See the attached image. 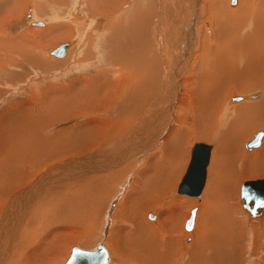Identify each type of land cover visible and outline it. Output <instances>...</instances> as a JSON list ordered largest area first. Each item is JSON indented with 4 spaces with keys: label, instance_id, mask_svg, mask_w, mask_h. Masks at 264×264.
Segmentation results:
<instances>
[{
    "label": "rangeland",
    "instance_id": "rangeland-1",
    "mask_svg": "<svg viewBox=\"0 0 264 264\" xmlns=\"http://www.w3.org/2000/svg\"><path fill=\"white\" fill-rule=\"evenodd\" d=\"M126 1H128V5L123 3L118 7L115 0L99 1V4H105L106 6H108V9L109 7L114 9V16L111 15L112 13H109L110 15L108 14V16H110L109 24H113L117 19L122 18V16H119L120 14H126L125 16H123V18L125 17L124 19L116 23V25L120 26L114 27L113 31L116 34L114 36L111 35L110 39H113V41L117 42V48H119V50H123L125 60L122 62V64L126 66L128 61V68L133 69L138 66H140V70L147 68L150 66V61L152 59L151 57L153 53L158 54L157 59L160 62V67L157 73L158 77L154 79V81H150L149 88H147L148 82L146 83V87L144 86L145 80L138 83L139 79L132 76L129 85L128 80L125 83L123 82L125 88H127L125 96L120 98V96L118 95L119 90H115V94L113 99L111 100V103L106 104L107 102L105 101H107V99L106 97L102 98L103 95L110 96L114 93L115 77L111 73L108 76L105 88H101L100 90L99 88L101 86L97 83V88L94 89L92 109L78 104L79 101L76 102V100L73 99L74 103H67L71 106L73 105L72 109L74 110L72 113L64 112L65 114L60 116L57 120L53 119L54 117H56L55 114H52L49 117L45 116L46 118L43 116L42 123L49 119H52L53 122H47L48 124L42 127H40L39 122H36L34 124L31 123L29 121V117L34 118L40 110L44 109V107L45 109L48 108V106L50 105L49 101L53 100L54 102L55 98L59 100L60 98L58 97H62L61 94H65L68 90L74 87L75 78L81 77L82 74L86 72L83 69L86 68V65L89 64L90 57L91 60H95V68L99 64V60L96 59L97 54H101L100 57L102 61H106L108 52L107 55H105L106 52L103 51V48H105L106 46L107 49V32L101 34L99 36L100 38L98 39L100 40V43H96L97 40L95 38V35L93 34L94 30H89L90 26H92L93 24H91L90 21L86 22V20H83L81 18L85 15L86 19L92 18V16H89V13L92 11L96 12V10H91L93 8V5L89 2L90 4L88 3L87 8L88 11H86L84 9L85 3L83 1L76 2V0H74L75 3L73 5L72 0H63L62 5H53L54 2H49V0L47 1L48 4L44 3L45 0H22L20 20L13 22L12 16L9 20L10 23H8L7 26L3 25L2 27H0V37L4 35L6 37H9L12 36L13 33L23 32V30L28 27L29 22L34 21L32 10L27 13V8L30 6H34L36 2L42 3L43 10H40V13L37 15L38 17H42L43 13H47L44 17V19L46 20V28L57 25L59 23H73L72 25H67L69 26L68 29L70 34L67 36H62L61 40L62 42L70 41V45L73 47L72 50L75 52L71 56V58H68L66 61H64L66 65L63 64V66H65L61 68L62 70H58L62 71L58 74V76L57 74H55V70L58 68L60 69V67L54 65L58 62L52 60L51 56H48L47 60L54 64H49V69H44L43 71L34 70L33 72H27L26 70L25 72L15 71L10 73H4L6 71V63L3 60L4 58H7L12 61L13 57L8 58L9 56L7 55L4 57V54L0 56V130L2 129L6 131L7 129L10 133L9 146L3 152L9 150L15 138L21 137L25 132L32 131L33 127H40L42 129L43 136L47 137V143L44 142L43 139L38 138V140L29 145L33 146L32 152L41 151L45 149V147H47V150L52 151L51 153L39 159L38 164L35 163L33 167H31L30 165L27 166L26 163L23 162L18 163L23 168L24 174L21 176V179H17L16 181H14V183H10L8 187V189L10 190L9 194L3 195L6 196V201L3 199L0 201V204H2L0 205V215L4 213L2 212V210L7 206V201H12L13 198H19L17 199L20 200V203L17 205V210L21 211L22 200H25L26 205L29 208V212L26 213L27 215L23 218V220H20V218L16 219V217H18L17 215H14V218L10 219L14 222L15 225L18 226L20 230V234L18 233L19 238L21 236L22 230L30 233L33 230V225H45L46 223L51 225V227H47L42 230L38 229L36 233H33L35 232L33 231L31 234L35 235L39 233L38 238H43L48 235V237H51L54 236L56 232L57 236L59 234V236H61L62 234H68V241L65 244H57L58 248H60L58 254L59 256H61H58V260L56 259V262H58V264L59 262L60 264H65L67 258L70 255V252L74 247L92 249L98 242L102 243L107 249L108 262L106 264H134L132 259L136 254L139 259L143 260L144 262L149 261L152 264H163L166 255L169 256V259L167 261H170L172 255H174V264H184L187 262H189L190 264H264V254L263 250H261L263 240H261L260 237H256L255 233H257V231L255 230L254 226L250 227L248 225V223L250 224L252 221H249L247 219L246 213L239 204L240 200L238 194L240 185L243 181L264 177V169L261 172L257 171L258 162L260 161V159L255 160V158L247 157L248 153H253L260 148L261 143L264 142V137H262V140L259 144L260 146L258 145L257 147L253 148L255 150H245V148L243 147L244 143L252 138V135L255 131L264 130V127H252L250 130H246L248 132H242L244 134H240V142L237 141V138H235V136H232V139H226L221 133L218 136H214L213 132H209V124L214 123V121H212V115H214V111H212V109L207 115V123L210 119V116L211 120L209 124L205 126L209 130L205 133L206 135H201L197 131L198 128L195 129V127L192 125L194 128L192 127L190 133H188L186 137H183L185 138V142L183 144L184 146L182 145V150L183 153L185 152L186 154H183L184 161H188V158L190 157L189 148L196 142L205 141L206 143H210L213 147V152L211 153L212 157L208 165L207 176L204 182L205 184L199 194V197L187 196L178 193V186L180 184L181 178L184 175V170L179 177H176L174 186H170L167 191L162 192V190L164 189V186L161 185V183L164 182V176L161 175L162 171L160 172V175L157 170L153 172V178L155 177V179L158 180V183L157 185L148 186L146 182L149 181V178L145 177V171L140 172L141 165H135V160H141V158L149 155L166 157L173 154V156H177L176 154L179 152H177V150L175 149L176 146L174 147L170 143L171 141L176 143L177 140L179 141L178 138H174V140H167V131L154 128V130L150 132L149 126H146L143 123V138H140L136 133L133 134V136L129 135L124 127L119 126L121 128L119 130L116 128H112L114 124H120L122 120L124 121L123 115L126 113V110L129 109L130 105H135V103L141 105L145 100V106L143 109H145L146 111L150 109L147 107L153 105V103L162 98L163 93L165 97V84L168 79V74L165 71L163 59L166 58L165 53L167 52L168 47L166 49L161 48L162 42L164 43L166 40H164L159 30L160 28L161 31L162 29L164 30L162 22L163 25H166L165 23H167L168 21L164 20L165 17L167 19H170L171 15L172 17H175V15L172 14L171 5H175V3L179 4L181 0H163L164 4L162 3V0ZM10 2L11 0H0V8L2 6L5 8ZM18 2L19 0H16V3ZM238 2L239 0H235V3L231 4V1L228 0V7L235 8L236 5H238ZM256 2L259 5V0H253L251 4L253 11L254 8L257 9L261 7L257 6ZM209 4V0H198L197 7L199 8V10L198 13H196L195 18L197 19L196 24L198 27L196 28H198V34L200 32H204L205 36L208 37L209 40H211V43L213 41L215 32L214 23H216V19L214 20V15L216 14V12L213 10L212 14L209 13ZM131 7L132 9H129ZM201 8L203 9V11H205V13H202L203 15L201 14ZM217 8L219 7L216 5L215 9ZM109 11L111 12V10L107 9L101 10L99 12V16H102L103 12L105 15ZM23 12L27 13V15L22 18ZM53 12L58 15V19L55 22H52ZM143 12L145 13V15H143V19L141 20L139 16L140 13ZM94 16L97 17L98 15ZM49 17L51 18L49 19ZM75 19H77V21ZM262 20L264 21V19ZM4 21L6 20H3L0 23L3 24ZM211 23L214 24V27ZM145 24L148 25L146 26ZM28 29H30V27ZM34 29L36 30L37 28ZM79 38L81 40L78 41ZM61 40L59 39L53 45L48 47L46 52L48 53L49 51L54 49V47L58 45L55 44L57 42H61ZM195 42L196 41H194L193 43L195 44ZM76 43L79 44L77 51ZM257 44L260 45L262 47L261 50L264 51V40L257 42ZM196 45L198 46V44ZM197 46H195V50H192L190 54L189 66L182 71V79H184L185 77L188 78V76L193 77L194 75L193 73L196 66ZM69 51L70 50L68 49L67 52L69 53ZM113 54H115L114 51ZM147 54V57H142ZM89 55L91 56L89 57ZM15 56L20 60L25 59L20 54H15ZM263 58L257 60V69H254L253 72L249 73V77L252 79L248 80L249 82H251L250 85L247 84L243 87L234 86L232 84L220 85L218 89V100L220 103H217V108L221 113L224 112L225 114H228L227 117H229L231 116L229 111L231 107L237 105L239 106L242 103L259 102V100H262L264 98ZM21 64V61L19 63H15V69H22ZM99 67H104V65H99L96 69L91 68L88 71L89 75H95ZM3 74L6 75L5 79H7V83L1 81V79L3 78ZM44 74L46 76H43ZM32 77L35 80H32ZM111 80H114V82L110 83ZM260 81L262 82L261 85L259 83ZM254 83H257L259 86L255 85ZM188 86H190V83L187 82V84L182 87V91L185 90ZM143 87H145L147 90L142 91ZM188 89H190V87H188ZM203 90L204 89H201L200 91ZM147 91H150L149 94H151V97H149V95L148 97L145 96L147 95ZM255 92L259 93V97L257 96L253 99L245 98L243 100L236 101H231L230 99L233 95L247 96L248 94ZM74 94L75 93L72 94V97H75ZM179 95L181 96L180 93L178 94V96ZM9 100H15L12 102V107H14L15 111L10 112L9 116L1 115L2 108L6 107V103ZM44 100L48 101L46 102V105L43 104ZM66 100H69V98H66ZM221 101L224 103V107ZM55 102L57 103L59 101ZM132 108L133 107H131V109ZM177 108L178 111L176 112V120L175 122H173L170 131V135L172 138L177 135L178 130L185 129V124L189 125V123L192 124L194 122V106L192 102H189V104H186L184 106L181 105ZM180 109H182L183 111H181ZM58 110L57 112H60ZM152 110L153 109H150V111ZM172 110L173 114L174 107ZM213 110L215 109L213 108ZM8 112L9 111L7 109L2 113ZM118 114H120V116H118ZM183 115H185L184 118ZM219 116L220 115L215 116V119L217 121ZM137 117L132 118L136 119ZM91 119H93L92 123H90L89 125L86 124V122ZM117 120H120V122H118ZM20 121H23V126L22 130L17 133L15 125H17ZM124 122L122 123V125L124 124ZM131 123L133 122L130 121V124ZM203 123L206 124V122ZM227 124L224 125L222 129L226 128ZM79 126L85 127L79 128ZM131 128L134 129L135 126L129 127L128 130ZM91 129L94 131L92 133L86 134V132L90 131ZM201 130H204V128H202ZM2 135L3 132H0L1 139ZM53 136H56L60 139L55 140ZM66 139H68L67 142H65ZM108 139L109 142L106 143ZM165 139L168 141V143H164L161 146L162 142ZM234 142H237L236 145ZM66 144L68 146H66ZM157 146H161V149L158 150ZM56 148H59L62 151L56 150ZM231 149L235 151L234 154L231 153ZM25 150L27 151V149ZM155 151H158L159 154H154ZM238 151H240V154L237 157L236 152ZM96 154H107L108 156H103L99 160H104L105 158L110 157V162L112 163L111 164L109 162L110 167L106 166L107 168L105 167V169L101 172H89L83 176L78 175L76 173L77 171H79L77 170L78 166L82 165L80 167H85V161L87 159H92L93 155ZM254 157L257 156L254 154ZM76 159L80 160L77 161ZM99 160L98 162H96V164H99V167H101V165L103 166V163H101V161ZM70 161L71 163H69ZM216 161L219 163L220 167L218 163L216 165ZM68 163L71 165L73 164V166H71L72 170H68L66 168V165ZM15 165L16 162H13L11 164V166H13L14 168L16 167ZM248 166L251 168V171L249 170L247 173H245V168ZM60 169L61 171H59ZM16 170L18 171V169ZM66 170L68 171L65 173ZM136 173L138 179H136ZM233 177L236 179H234ZM46 178L47 182L45 181ZM74 181L75 183H72ZM39 182L41 183V185L39 184ZM172 183L173 181H171V185ZM236 184L238 185L236 186ZM35 189H37L36 192ZM32 194H34V199H32L33 197L30 196ZM1 196L2 195H0V198H2ZM68 200L71 201L72 204L70 202H67ZM60 206L69 208L67 214L71 215V218H73V222H70L68 219H63L62 223L57 224H53L50 222L53 216L60 214ZM193 210H195L194 225L189 232H186L184 229V225L190 217L191 211ZM70 212H72V214H70ZM65 214L66 213H64L62 218L65 217ZM263 214L258 217L259 219H255L256 222L264 217ZM151 215L154 217H152ZM8 217L10 218V216ZM28 222L30 224L26 225V223ZM71 223H73V225ZM62 225H65L67 228L65 227L60 231ZM148 226L149 228L147 229ZM2 228H4V226L0 223V236L3 235L1 234ZM118 231H120L121 233H118ZM129 232L130 235L134 237L139 232L142 237H145L144 239L150 241L149 245H151L153 249L152 252L148 254L149 256L144 257V253L142 254V252L145 250L141 252L142 247L137 246V244H133L132 249H130V246L129 249L126 248L127 252L125 256L128 257L129 260L115 255L113 250H111L110 248V238L116 233L115 235L118 238H122H119L120 241L122 240L121 245L126 246L125 236L126 234H129ZM147 233L148 237H146ZM169 233H171L172 237L170 238L171 241L168 242H172V248L171 251L166 254L165 248L161 244L166 241V237ZM6 235L8 236L7 232L5 233V239L9 240L10 238ZM19 238H17V241L13 243L14 245L17 242H22V238ZM36 240L37 239H35V241ZM254 242H257L260 245L258 247H250L254 245ZM139 249L141 254L138 253ZM129 250L131 251V253ZM228 252L231 253L228 254ZM224 253H226V255ZM229 255L231 256L230 258ZM63 257L65 259H63ZM120 258L122 259V262L118 261L121 260ZM112 259L114 260V262H112ZM1 260L5 262L4 264H10V259L6 258V256L2 257Z\"/></svg>",
    "mask_w": 264,
    "mask_h": 264
},
{
    "label": "bare ground",
    "instance_id": "bare-ground-1",
    "mask_svg": "<svg viewBox=\"0 0 264 264\" xmlns=\"http://www.w3.org/2000/svg\"><path fill=\"white\" fill-rule=\"evenodd\" d=\"M115 1H121V0H115ZM209 1H210V4L208 6L209 13L212 14L213 10L216 12V14L214 15L215 16L214 20L216 19V23H214L215 27H214V24L211 23V24H213V27L215 28L214 38H213V41L211 43H210L211 40H209L208 37L205 36V33L200 32L198 34V28H196V27H198L196 24L197 19L195 18V15H196V13H198V10H199V8L197 7L198 0H181L179 4H181L183 6L179 9L178 13L176 11V4L171 5L172 14L175 15V17L174 16L172 17V15H171L170 19H167L165 17L164 20H168V21L170 20L169 22L167 21V23L174 22V21L175 22L173 24H170V25L164 27V30L162 29V31H161V28L159 30L161 32L164 40H166L164 43L162 42L161 48L166 49L168 47L167 52L165 53L166 58L163 59L165 71L168 74V79H167L166 84H165V97H164V93H163V96L161 99H159L158 101H156L155 103H153V105H151L149 107L146 106L147 108L153 109L152 111H150V109H148L146 111H145V109H143L145 106V100L141 105H138L137 103H135V105H130L129 109L127 108L128 110H126V113L123 115V119L125 122L122 120V122L120 124H117V123L114 124L112 126L113 129L116 128L119 130V129H121L120 127H124V129L127 131V133L129 135L133 136V134L136 133L140 138H143V135H142L144 132V126L142 125V123H143L144 125L149 126L150 132H152V130H154V128H158L159 130L167 131V136L170 139V138H172L170 135L171 127L173 125V122H175V120H176V112L178 111L177 107H180L181 105L184 106L186 104H189V102H192L193 106H194V110H193L194 122L192 124L189 123V125L185 124V129L178 130L177 135L172 138V140H174V138H178L179 141L177 140L176 143L171 141L172 146H174V147L176 146L175 149L177 150V152H179V154L183 152L182 148L184 146L183 143L185 142L184 141L185 138H183V137H186L187 134L190 133L193 126L195 127V129L198 128L197 131L201 135H205V133L210 130L209 132H213L214 136H218L220 133L226 139H229L232 136H235V138H237V141L240 140V137H241L240 134L242 132H244V133L248 132L246 130H250L252 127H264V98L262 100H259V102L242 103L239 106L237 105V106L231 107L229 109L231 116H229V117H227L228 114H225L224 112L221 113L217 108L218 104L220 103L218 100V89H219L220 85H231L232 84L234 86H241V87H243L244 85H247V84L250 85L251 82H249L248 80H252V79L249 77V73L253 72L254 69H257V67H258V64H257L258 61L257 60H259L260 58L262 59L264 57V51L261 50L262 47L257 44V42L264 40V21L262 20V19H264V12H263L264 11V0H259V5L256 2V5L261 6L262 8L261 7L257 8V9L254 8V11L251 7L253 0H239L238 5H236L235 8H229L228 7V3H227L228 0H225V1L224 0H209ZM230 1H232L231 4L235 3V0H230ZM125 4L128 5L129 4L128 1H126ZM216 5L219 8L215 9ZM118 6H120V5H117V7ZM132 7L129 9H132ZM98 8H100V6L93 5V8L91 10L95 9L96 11H98L99 10ZM122 8H124V7H122ZM107 10H112L111 15L114 16L113 8L109 7V9H107ZM201 10H202L201 14L203 12L205 13V11H203L202 8H201ZM93 12H95V11H92L90 13H93ZM129 12H130V10H129ZM168 13H169V10H168ZM125 15L126 14L122 13L119 16L123 17ZM109 17L110 16H108V15L107 16H105V15L100 16V24H98L93 18H91L90 23L93 25L90 26L89 30L92 31L93 30L92 27H96V30H97L96 35H95V38L97 40L96 43H100V40H98L100 38L99 36L105 32H107V34L110 37H111V35L116 34L113 31L114 27H119L120 25H116V21L113 24H109ZM139 17L141 18V20L143 19V15H140ZM124 18H121L120 20H122ZM82 19L86 20L85 18H82ZM120 20H118V21H120ZM162 20H163V18H162ZM202 21H204V20H202ZM149 23H151V22H149ZM132 26H133V24H132ZM66 28L67 27H65L64 25H57L56 26L55 30L56 31L59 30V31H57V34H59L60 38H62V36H64V35L67 36L70 34L69 29H66ZM61 29L62 30L64 29V31L61 32ZM71 29H72V27H71ZM103 30H105V32H103ZM150 30H151V28H150ZM35 31L40 32L41 30H38V28H37ZM47 32L48 31L45 32V34H46L45 37H47V35H48ZM52 32L49 31L50 35ZM93 34H94V32H93ZM43 35H44V33H43ZM28 39H29V37L26 39V41L30 46H39L40 45V44H38V43H40L38 35L36 36V39H38V41L34 42L33 38L29 39V40ZM194 41H196L195 44L193 43ZM196 44H198V46ZM195 46H197V50H196L197 52H196V66L194 68V73H193L194 75H193V77L188 76V78L185 77L184 79H182V71L189 66L190 54H191L192 50H195ZM141 47H142V45H141ZM35 49H37V48H35ZM65 50L63 49L64 53H65ZM37 51L38 50H36V52ZM87 52H88V50H87ZM262 52H263V55H262ZM38 53H39V51H38ZM90 56L91 55H89V57ZM92 56H94V55H92ZM100 56H101V54L100 55L97 54V56H96V59L99 60L98 66L104 65V67H99L98 71L95 75H89L88 71L91 68L96 69L98 67L97 66L95 68V60L94 59L91 60V57H90L89 58L90 59L89 64L86 65V68L83 69L86 72H84L81 77L75 78V80H74L75 86L72 87L70 90H68L65 94H61L62 97H58V98H60L59 100L57 98L54 99L55 101H59V102L56 103L55 101L53 102V100L49 101L50 105L48 106V108L45 109V107H44V109L40 110L35 115L34 118L29 117V121L33 124L36 122H39L40 127H42V126L47 125L48 124L47 122H49V123H50V121L53 122L52 119H49V120L42 123V117L43 116L49 117L50 115L55 114L56 117H54L53 119L57 120L60 116L65 114L64 112L72 113L74 110V109H72L73 105L71 106L69 104L73 102V99H75L76 102L79 101L78 104H80L86 108L92 109V107H93L92 103H93V99H94L93 98L94 89L97 88V83L100 84V86H101L99 88L100 90H101V88H105L108 76L111 73L115 77L114 93L110 96L103 95L102 98L106 97V99H107V101H105V102H107L106 104L111 103V100L113 99L114 94H115V90H119L118 95L120 96V98L125 96L127 88H125V85L123 84V82L125 83L128 80V85H129V82L131 81L132 76L137 77L139 79L138 83L143 82L145 80L144 86H146V83L148 82V87L146 86L147 88H149L150 81H154V79H156L158 77L157 73H158V70L160 67V62L158 61L157 57H155V56L151 57L152 59L150 61V66L147 68H144L142 70H140V66L135 67L133 69L128 68V61H127V65H126L127 68H126V66H124V64H122V62L125 60V57L120 58V57H118V55L116 53L115 54H108L105 62L102 61ZM8 58H10V57H8ZM140 62H142V61H140ZM147 62H148V60H147ZM109 63H111L112 65ZM83 70H82V72H83ZM5 77H6V75L3 74V78L1 79V81L7 83L6 82L7 79H5ZM32 80H35V79L32 77ZM113 82H114V80L110 81V83H113ZM187 82L190 83V86H188V87H190V89H188V87H186V89L182 91V87H184V85H186ZM259 83L261 85L262 82L260 81ZM254 84L258 85L257 83H254ZM78 85H80V86H78ZM130 88H131V86H130ZM201 89H204V90L200 91ZM146 90L147 89L145 87H143L142 91H146ZM261 91H263V90H261ZM149 92L150 91H147L146 92L147 95H145V96L148 97V95H149V97H151V94H149ZM73 93H75L74 94L75 97H72ZM179 93L181 94V96L180 95L178 96ZM258 95H259V93H257V92L248 94L247 96L245 95V97L242 95L241 96L233 95L230 99H231V101L243 100L244 98L253 99L254 97H257ZM66 98H69V100H66ZM46 102H48V101L44 100L43 104L46 105ZM177 102H178V105H177ZM67 103H69V104H67ZM154 106H156L157 108ZM131 107H133V108L131 109ZM173 107H174V112L172 114ZM223 107H224V103H223ZM213 108L215 110H213ZM211 109H212V111H214L215 116H217V115H220V116H219L218 121H217L215 119V116L212 115L213 116L212 121H214V123L209 124V122L211 120V116L209 117L210 119L208 120V123H207V115H208V113H210ZM57 110L60 112H57ZM180 110L183 111L182 109H180ZM179 113H180V111H179ZM118 116H120V114H118ZM184 116L185 115H183V118H184ZM132 117H137V118L133 119ZM92 120L93 119L88 120L86 122V124L89 125L90 123H92ZM256 120H258V121H256ZM117 121L120 122V120H117ZM130 121L133 122V123H131L132 126L130 124ZM202 121L206 122V124L203 123ZM123 122H124V124L122 125ZM208 124H209V128H210L209 130L207 127H205ZM226 124H227V127L222 129V127ZM22 126H23V121H20L17 125H15V129H16L17 133H19L22 130ZM134 126H135L134 129L131 128L128 130L129 127H134ZM40 127H37V128L33 127L32 131L25 132L22 134L21 137L15 138V140H13L9 150L6 152H3V151L6 150L9 146L8 136L10 135V133L7 129H6V131H4L2 129L0 130V132H3L2 139L0 138L1 139L0 140V150H1L0 151V195H2L1 196L2 198H0V201L2 199L6 201V196H3V195L9 194L10 190L8 189V187H9L10 183H12V182L14 183V181H16L17 179H21V176L24 174L23 168L20 166V164H18L19 162L26 163L27 166L30 165L31 167H33L35 163L38 164L39 159H41L43 156H46L47 154L52 152L51 150H47V147H45V149H43L41 151L32 152L33 146H29L30 144H32L33 142L38 140V138L43 139V141L47 143V137L43 136L42 129ZM83 127H85V126H79V128H83ZM202 128H204V130H201ZM93 131L94 130L91 129L90 131H87L86 134L92 133ZM258 131L262 132L261 138L264 137L263 136L264 131L263 130H258ZM244 133H242V134H244ZM254 134L252 135V138L249 141H252ZM159 135H160V133H159ZM153 136H155V135H153ZM53 137L55 138V140L60 139V138H57L56 136H53ZM67 141H68V139L65 140V142H67ZM227 141H229V140H227ZM249 141H247L244 145L245 150H251V149L257 147V146H255V147L250 146L253 148L247 147V143ZM108 142H109V139L106 141V143H108ZM196 143H202V144L207 145L206 150L208 151V158H207L208 161H207V164L205 166V179H204V182H205L206 174H207L206 168L210 163V160L212 157L211 153L213 152L212 151L213 147L209 143H204V142H196ZM230 143H231V140H230ZM234 143L236 145L237 142H234ZM218 145H219V143H218ZM66 146H68V145L66 144ZM192 147L193 146L190 147V157H189V161H188V165L186 167V170L189 167V165L190 166L192 165V164H190L191 158H192V154H191V148ZM25 149H27V151ZM56 150L62 151L59 148H56ZM253 150H255V149H253ZM231 153L234 154L235 151H233L231 149ZM253 153L257 157H254ZM253 153H248L247 157L255 158V160L260 159V161L258 162L257 171L261 172L264 169V142H262L260 148L256 151H254ZM239 154H240V151L236 152L237 157L239 156ZM126 155H127V153H126ZM103 156H108V155L107 154L106 155L96 154V155H93L92 159H87L86 161L84 160L86 163L85 167L82 168V167H80L82 165H79V166L77 165L78 166L77 170H79V171H77L76 173L78 175L83 176L89 172H101L102 170L105 169L106 166L110 167L111 158L108 157V158H105L104 160L103 159L99 160ZM119 157H121V156H119ZM4 158H6V159H4ZM2 159H4V160H2ZM76 160L79 161L80 159H76ZM98 160L101 161V163H103V166L101 165V167H99V164L98 165L96 164V162H98ZM180 160H182V159H180ZM234 160H236V159H234ZM84 161H81V162H84ZM176 161H177V159H176ZM13 162H16L15 168L13 166H11V164ZM67 162H68V160H67ZM252 162H253V160H252ZM69 163H71V161ZM69 163L66 165V168L68 170H72L71 166H73V164L71 165ZM217 163L218 162L216 161V165H217ZM212 164H213V161H212ZM26 165H23V166H26ZM179 165L181 166V164H179ZM216 165H214V166H216ZM218 165H219V163H218ZM249 166H250V164H249ZM249 166L245 168V173H247L251 169ZM256 166H257V164H256ZM219 167H220V165H219ZM189 168H188V170H189ZM192 168L196 169L195 163H194ZM215 168H217V167H215ZM252 168H254V167H252ZM16 169H18V171ZM68 170H66L65 173ZM188 170H187V172H188ZM59 171H61V169ZM238 174H236V175H238ZM251 174H252V172H251ZM52 176H54V175H52ZM233 176H235V175H233ZM30 178H32V177H30ZM234 179H236V178H234ZM69 180H71V179H69ZM165 180H167V179L165 178ZM45 181L47 182V178ZM152 181H155V183L157 185L158 180H156L155 177L153 178ZM252 181H254V182H252ZM261 181H264V177L256 178V179H248V180H245L241 183L240 188H239V193H238L239 194V200H240L239 204L241 205V207H243V205H245V202H244L243 198L240 197V193L244 190H249L251 187L252 190L254 191L255 198H258L257 196H260V195H256L257 194L256 191L260 190V189H264V186H260L258 183ZM250 182L256 183L255 186L249 187L247 184H249ZM72 183H75V181ZM229 183H231V182H229ZM39 184L41 185L40 182H39ZM237 185L238 184H236V186ZM36 190L37 189H35V192H36ZM26 191H27V189H26ZM30 196H32L33 197L32 199H34V194H32ZM262 198H264V191H263ZM17 199H19V198H15V199L13 198L12 201H7L8 202L7 206L4 207L2 210V212H4V213L2 215H0V223L4 226V228L1 229L2 230L1 234H3V235L0 236V264L5 263L3 260H1V258L4 256H6V258L10 259V264H58V262H56V259L58 260V256H59L58 253H59L60 248H58L57 244H59V243L65 244L68 241V237H67L68 234L67 235L62 234L61 236H59L60 235L59 234L57 236L56 235L57 232H56L54 234V236L48 237L49 235L47 234L48 236H45L43 238H38L39 233H37L35 235L31 234L33 231H35L33 233H36L38 231V229L42 230L44 228L51 227V225H49L47 223L45 225H33V230L30 233H27L26 231L22 230V233L20 236V238H22V240H21L22 242L21 243L17 242L15 245L13 244L17 241V238H19L18 236L20 234V230H19L18 226L15 225L14 222L11 221L10 219L14 215L15 216L17 215L18 217H16V219L20 218V220H23V218L27 215L26 213L29 212V208L26 205L25 200H22L21 211L17 210V205L20 203V200H17ZM20 199H22V198H20ZM24 199H25V197H24ZM67 202L71 203V201H69V200ZM0 205H2V204H0ZM60 210H61L60 214L56 215L57 214L56 213L55 214L56 216H53L50 222L53 224L62 223L63 219L64 220L68 219L71 222L73 218H71V215L67 214L69 208L65 207V206H60ZM244 212L246 213L247 219L249 221H252L250 224L248 223V225L250 227L254 226L255 230L257 231V233H255L256 237H260V239L263 240L261 250H263V254H264V217H262L260 220H258V222H256V220H255L256 218L261 216V214L264 213V208L256 210V212H255L256 216L254 218H251L246 210H244ZM64 213H66L65 217L62 218ZM70 214H72V212H70ZM241 214H242V212H241ZM8 216H10V218ZM248 220H247V222H248ZM44 222H47V221H44ZM29 224H30L29 222L26 223V225H29ZM71 224L73 225V223H71ZM65 227H66L65 225H62L60 228V231ZM184 227H185V225H184ZM13 228H17V229H13ZM148 228H149V226L147 227V229ZM250 229H252V228H250ZM140 231H142V230H140ZM252 231H254V230H252ZM6 232L8 234V236L7 235L6 236L10 238L9 240L5 239V233ZM119 232L120 231H118V233ZM115 234L110 238V248H111V250H113L115 255H117L118 257L120 256L121 258L128 259V257L125 256L126 252H127L126 248L129 249V246H130V249H132L133 244H137V246L142 247L141 252L143 250H145L142 252V254L144 253V257L149 256L148 254H150L152 252L153 247H151V245H149L150 241L144 239L145 237H142L139 232L135 235V237L130 235V232H129V234H126V236H125L126 246L123 245L124 248L121 245L122 240L120 241V239H122V238L119 237L120 238L119 239ZM146 237H148V233H147ZM171 237H172V235H171V233H169L166 237V241L164 240L165 242L161 244L165 248L166 254L168 252H170L171 248H172V246H171L172 242H168V241H171L170 240ZM149 238H151V237H149ZM35 239H37V240L35 241ZM98 244L103 245L102 243L98 242L94 246V248H92V249H86V248L80 247L83 249V252L79 253V255H81V256L76 258V260L79 259V260H82V262L87 261V262H89V264H93L91 258L96 257V259H98L97 257H99V259H100L103 257L104 259L102 260V263L106 264L108 262V255L107 256L102 255L103 251L98 246ZM259 245L260 244H258L257 242H254V245H252L250 247H252V248L258 247ZM137 246H136V248H137ZM158 246H159V243H158ZM104 248H105V246H104ZM129 251H128V253H129ZM141 252L139 249L138 253L141 254ZM130 253H131V251H130ZM230 253L228 252V254H230ZM224 254L226 255V253H224ZM228 254H227V257H228ZM136 255H134V256L132 255L133 256L132 261L134 262V264H152L149 261L144 262L143 260L139 259ZM192 255H194V254H192ZM173 256L174 255H172L170 261H167L169 259V256L166 255L165 261L163 264H174V257ZM59 257H61V256H59ZM211 257H212V254H211ZM227 257H224V258H227ZM230 257L231 256L229 255V258ZM69 258H70V255L67 258L65 264L68 262ZM63 259H65V258L63 257ZM109 261H111V260H109ZM118 261L122 262V259L118 260ZM112 262H114V260ZM218 263H220V262H218ZM59 264H60V262H59ZM184 264H190V263L187 262Z\"/></svg>",
    "mask_w": 264,
    "mask_h": 264
},
{
    "label": "crops",
    "instance_id": "crops-1",
    "mask_svg": "<svg viewBox=\"0 0 264 264\" xmlns=\"http://www.w3.org/2000/svg\"><path fill=\"white\" fill-rule=\"evenodd\" d=\"M47 1L48 0H45V4H48L47 3ZM77 1H83L84 3H85V5H84V9L86 10V11H88L87 10V8H88V3L90 2V3H92V5H95V6H100V8H98L99 10L98 11H96V12H94V13H89V16H92V18L98 23V24H100V16H99V12H100V10H106V9H108V6H106L105 4H103V5H101V4H99V1H103V0H76V2ZM49 2H54L53 3V5H62L63 4V0H54V1H50L49 0ZM115 2H117V5H122L123 3H125L126 2V0H121V1H115ZM75 2H74V0H72V5L74 4ZM89 3V4H90ZM162 3L164 4V2H163V0H162ZM176 4V11H177V13H178V11H179V9L183 6V5H181V4H177V3H175ZM42 3H37L36 2V4H34V6H30V7H28L27 8V10H26V12L28 13L29 11H31L32 10V13H33V16H34V21H30L29 22V24H28V27L27 28H25L24 30H23V32H21V33H13V35L12 36H9V37H6L5 35L4 36H1L0 37V39H2V40H0V56H2L3 54H4V57L7 55V56H9V57H13V60L12 61H10V59H7V61H6V59H4L3 61L6 63V71L4 72V73H6V72H15V71H22V72H25V70L28 72H33L34 70H38V71H43L44 69H49L48 67H49V64H54V63H51V62H49L48 60H47V58H48V56H51L52 57V60H54V61H56V62H58V63H56V64H54L55 66H59L60 67V69L58 68V69H56L55 70V74H57V76H58V74L59 73H61L62 71H58V70H62L61 68L62 67H64L65 65H66V63L64 62V61H66L68 58H71V56L75 53L73 50H72V46L70 45V41H64V42H62V40H61V38H60V36H59V34H57V31H59V30H55V28H56V26L57 25H64L65 27H67L66 29H68L69 28V26H67V25H72V24H64V23H59V24H57V25H54V26H50V27H48V28H46V20L44 19V17L46 16V14L47 13H43L42 15V17L40 16V17H38V15L37 14H39L40 13V10L42 11L43 10V8H42ZM2 6V5H1ZM21 9H22V0H19V2L18 3H16V0H11V2L4 8L3 6L0 8V22H2L3 20H6V21H4V23L3 24H1L0 23V27H2L3 25L4 26H7L8 25V23H10V18L13 16V22H15V21H19L20 20V12H21ZM26 9V8H25ZM114 10V9H113ZM25 11V10H24ZM74 11H75V8H74ZM112 11V10H111ZM141 11V10H140ZM27 13H24L23 12V16H22V18L24 17V16H26L27 15ZM111 14L112 12H108V13H106L105 15H108V14ZM109 14V15H110ZM94 15H98L97 17L96 16H94ZM101 15V14H100ZM102 15H104V12H103V14ZM140 15H145V13L143 12V13H140ZM51 17H49V19H50ZM81 18H85L86 19V15L85 16H83V17H81ZM123 18V17H122ZM58 19V15L55 13V12H53L52 13V22H55L56 20ZM121 18H119V19H117L116 20V23H117V21L118 20H120ZM76 21H77V19H75ZM79 20V19H78ZM91 20V18H88V19H86V22H89ZM36 22H42L43 23V25H38ZM175 22V21H174ZM174 22H170V23H165L166 25H163V23H162V26H164V27H166V26H168V25H170V24H173ZM45 26V27H44ZM160 26V25H159ZM30 27V29H28ZM38 28L39 30H41L40 31V33H38L37 34V32L35 33L34 31V28ZM14 28V27H13ZM40 28H45V29H40ZM93 28V30H94V35H96V32H97V30H96V27H92ZM91 28V29H92ZM54 31H53V30ZM43 30V31H42ZM64 30V29H63ZM62 29H61V32L63 31ZM46 31H48L47 32V37H45V32ZM49 31L50 32H52L51 33V35H50V33H49ZM16 32V31H15ZM103 32H105V30H103ZM30 35H29V34ZM43 33H44V35H43ZM54 33V34H53ZM36 35H38L39 36V42L40 43H38V44H40L39 46H30L28 43H27V41H26V39L29 37V39H32L33 38V40H34V42L35 41H38V39H36ZM42 36V37H41ZM51 36V37H50ZM114 36V35H113ZM23 37V38H22ZM41 37V38H40ZM111 37L107 34V36H106V39L108 40V42H107V49H106V46H105V48H103L104 50V52H106V54L105 55H107V52H108V54H113V51L118 55L119 54V57L120 58H124V52H123V50H119V48H117V42L116 41H113V39H110ZM28 39V40H29ZM42 41H41V40ZM61 40V42H57L55 45H57V46H53L54 47V49L56 48V47H58L59 45H62V44H67V48H66V50H65V55L64 56H62V57H56V56H53V55H51V51L53 50L52 48V50L51 51H49L48 53L46 52L47 51V49H48V47H50L51 45H53L56 41H58V40ZM25 40V41H24ZM79 40H81L80 38L78 39V41ZM83 41V40H82ZM89 41V40H88ZM17 42V43H16ZM104 44V43H103ZM28 45V46H27ZM78 46H79V44L78 43H76V51L78 50ZM33 47V48H32ZM27 48V49H26ZM35 48H37V49H35ZM68 49L70 50L69 51V53L67 52L68 51ZM36 50H38L39 51V53H38V51L36 52ZM102 50V49H101ZM13 53V54H12ZM77 53V52H76ZM15 54H20V55H22L23 56V58H25L24 60L22 59V60H20L19 58H17L16 56H15ZM36 54V55H35ZM40 55V56H39ZM108 56V55H107ZM106 56V57H107ZM148 56V54L147 55H145V56H142V57H147ZM152 56H155V57H158V55L156 54V53H153V55ZM37 58V59H36ZM104 58H105V56H104ZM43 60V61H42ZM21 61V68L22 69H15L16 67H14L15 66V63H19ZM37 63V64H36ZM63 64H65L64 66H63ZM44 67V68H43ZM47 67V68H46ZM67 68V67H66ZM65 70H67V69H65ZM43 76H46L45 74L43 75ZM43 76H41V77H43ZM256 93V92H255ZM245 97V96H244ZM258 97H259V95H258ZM245 99V98H244ZM13 101H15V100H9L7 103H6V107H4V108H2V111H1V115H6V116H9L10 114V112H14L15 111V109H14V107H12V102ZM16 101H19V100H16ZM8 109V113H2L4 110H7ZM258 131V130H257ZM264 131V130H263ZM256 132V131H255ZM254 132V133H255ZM253 133V134H254ZM206 135V134H205ZM264 136V135H263ZM167 140H172V138H166ZM164 140L163 142H162V144H161V146L164 144V143H168V141L167 140ZM262 139V138H261ZM166 141V142H165ZM185 141V140H184ZM249 141V140H248ZM8 142H10V136H8ZM203 142H205V141H203ZM206 143V142H205ZM208 143V142H207ZM246 143V142H245ZM245 143H244V145H245ZM184 144V143H183ZM210 144V143H209ZM171 145H172V142H171ZM161 146H157V149L159 150V149H161ZM244 147V146H243ZM189 153H190V148H189ZM154 154H159V152L158 151H155L154 152ZM183 154L184 155H186L185 154V152L183 153H178V154H176L177 156H173L172 154L170 155V156H166V157H160V156H151V155H149V156H146V157H144V158H141V160L140 159H137V160H135V165L137 166H139V165H141V171L140 172H142V171H145V174L147 175H145V177H148L149 178V180L150 181H148V182H146V184L147 185H151V186H153V185H156V183H155V181H152L151 179L153 178V172L154 171H158V173H159V175H160V172L162 171V173H161V175L162 176H164V182H162L161 183V185H163L164 186V189L162 190V192H165V191H167L169 188H170V186L172 187V186H174V183H175V179H176V177H179L181 174H182V172H183V170H184V172H185V170H186V167H187V165H188V161H189V158H188V161L186 162V161H184L183 160ZM180 155V156H179ZM182 156V157H181ZM177 159V161H176V159ZM180 159H182V160H180ZM219 160H221V159H219ZM179 162V163H178ZM179 164H181V166L179 165ZM180 166V167H179ZM182 167V168H181ZM185 168V169H184ZM206 169H208V166H207V168ZM177 170V171H176ZM139 171V170H138ZM167 173V174H166ZM169 173V174H168ZM169 175V176H168ZM168 176V177H167ZM206 176H207V174H206ZM165 178L167 179V180H165ZM136 179H138L137 178V173H136ZM169 180V181H168ZM152 181V182H151ZM171 181H173V183H172V185H171ZM151 192V191H150ZM152 216V215H151ZM152 217H154V216H152ZM14 218V216L12 217V219ZM107 250V249H106Z\"/></svg>",
    "mask_w": 264,
    "mask_h": 264
},
{
    "label": "water",
    "instance_id": "water-1",
    "mask_svg": "<svg viewBox=\"0 0 264 264\" xmlns=\"http://www.w3.org/2000/svg\"><path fill=\"white\" fill-rule=\"evenodd\" d=\"M232 3V1H231ZM38 25H43L42 22H36ZM67 48V44H62L56 47L51 51V55L56 56V57H62L64 56L63 49L65 50ZM261 131H257L254 136L252 141H249L247 143V147L253 148L255 146H258L261 142ZM253 146V147H250ZM207 145L202 144V143H195L193 147L191 148V166L189 165V170L185 171L183 177L181 178L180 184L178 186V193L179 194H184L187 196H194V197H199V194L201 190L203 189L204 186V179H205V166L208 161V151ZM195 163V168H192ZM191 171V172H190ZM254 182V181H252ZM250 182L247 184L249 187L250 186H255L256 183ZM260 186H264V181L258 182ZM264 189H260L256 191V195L258 198H255L254 196V191L250 187L249 190H244L240 193V197L243 198L245 205H243V209L248 212L251 218H254L256 216L255 212L258 209H263L264 208V198H262ZM194 217H195V210L191 211L190 217L185 223V231L189 232L194 225ZM98 246L102 249V255H108V252L106 251V248H104L103 245L98 244ZM80 252H83L82 248L79 247H74L70 253V258L68 259V262L66 264H89V262L82 260H76V258L80 257L79 255ZM91 258L93 264H103L102 260L104 259L103 257L99 259V257Z\"/></svg>",
    "mask_w": 264,
    "mask_h": 264
}]
</instances>
